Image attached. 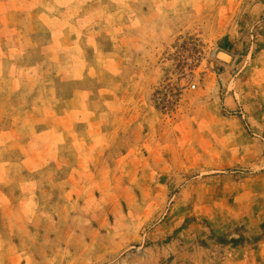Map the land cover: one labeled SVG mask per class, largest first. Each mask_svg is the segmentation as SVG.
I'll list each match as a JSON object with an SVG mask.
<instances>
[{
    "label": "rangeland",
    "instance_id": "1",
    "mask_svg": "<svg viewBox=\"0 0 264 264\" xmlns=\"http://www.w3.org/2000/svg\"><path fill=\"white\" fill-rule=\"evenodd\" d=\"M0 264H264V0H0Z\"/></svg>",
    "mask_w": 264,
    "mask_h": 264
},
{
    "label": "bare ground",
    "instance_id": "2",
    "mask_svg": "<svg viewBox=\"0 0 264 264\" xmlns=\"http://www.w3.org/2000/svg\"><path fill=\"white\" fill-rule=\"evenodd\" d=\"M221 57L224 58V59L227 60V61H230V58H228L226 55H223V54H222V56L220 55V58H221Z\"/></svg>",
    "mask_w": 264,
    "mask_h": 264
},
{
    "label": "built area",
    "instance_id": "3",
    "mask_svg": "<svg viewBox=\"0 0 264 264\" xmlns=\"http://www.w3.org/2000/svg\"><path fill=\"white\" fill-rule=\"evenodd\" d=\"M194 88H195V86H194Z\"/></svg>",
    "mask_w": 264,
    "mask_h": 264
}]
</instances>
